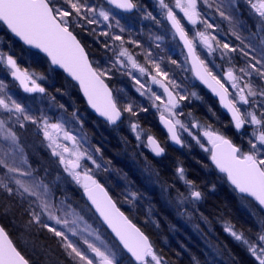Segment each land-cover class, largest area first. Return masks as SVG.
I'll return each instance as SVG.
<instances>
[{"label": "snow or ice", "instance_id": "1", "mask_svg": "<svg viewBox=\"0 0 264 264\" xmlns=\"http://www.w3.org/2000/svg\"><path fill=\"white\" fill-rule=\"evenodd\" d=\"M199 2L209 8L213 6L209 0H174L173 6H170L165 0H159L160 7L166 10L167 19L188 49L196 76L219 96L220 103L231 114V123L235 130L240 132L246 125L253 126L248 140L250 147L247 152L242 151L223 132L211 125H201L198 122H193L190 127L186 125L179 118L184 113L177 111L180 107L179 101L186 97L178 93L174 94L168 86L177 88L179 85L169 79L168 73L161 69L160 64L150 59V53L146 54L145 59L151 64V70L140 64L136 56L124 47L125 41L121 36L113 35L111 37L114 41H120L117 46L118 51L114 52L115 59L111 68L93 66L85 48L70 29L73 26L82 27L79 21L99 24L100 19L107 22L110 18H114L112 10L105 9L102 4L99 6L90 5L88 0H0V24L6 26V29L23 41L25 45L44 53L52 66L63 69L68 77L78 83L91 108L110 124H116L121 120L122 113L137 115L131 103L121 108L118 106L117 99L113 97L112 90L105 82L106 79H111L112 69H115L117 65L130 66L142 76H149L153 84H157L163 89L162 95L153 92L151 88H148L147 92L151 93L149 99L152 101V106L159 112L160 122L167 129L170 138L176 144L183 145L178 128L182 132H187L201 148L210 152L212 163L220 173L225 174L234 191L239 193L241 201L246 204H251L254 201L264 209V85H254L251 79L245 80L243 84L240 83L244 77H251L253 72L264 80V0H247L251 9L260 18L258 31L252 33V37L259 42V47L251 40L246 44L244 42L246 38H242L235 30L232 32V35L243 45L239 51L254 62H249L245 67L239 68L238 71L241 74L239 76L235 74L236 69L229 67L222 77L215 75L208 65L196 55L193 41L198 38L200 44L207 48L209 54L216 51L217 48L222 49V58L238 49L230 46L229 43L221 45L215 36L207 32V29H211L213 25L202 19L198 7ZM107 3L114 6L115 9L123 11H131L137 7L133 0H107ZM234 3L235 0H228V7H232ZM222 7L223 0L216 6V11L221 17L231 21L232 17L226 15ZM174 8L183 13V18H186L189 24L195 26L202 23L205 30L196 31L193 39H189L181 20L174 12ZM147 18H152L151 13ZM116 26L120 27L118 20ZM108 27L111 28L112 25L108 24ZM94 31L95 29H93ZM120 31L123 32L124 28L120 27ZM100 35L108 36L109 33L101 32ZM213 42H215V47ZM127 43L140 47L136 41L130 40ZM246 49H250L256 55H250ZM172 63L176 62L172 61ZM0 64H4L10 70L12 77L19 81L25 92L45 93V88L37 83L35 74L26 69L22 70L16 59L2 50H0ZM153 70L155 75L152 74ZM127 75L132 76V72L129 71ZM132 78L135 84L139 85L136 91L144 96L145 91L142 89H145V84L135 76ZM38 79L42 80L44 77L41 76ZM226 83L230 84V87L235 91L230 92L229 88L225 86ZM6 88L7 85L3 80H0V170H2L0 171V189L7 192L9 196L15 195L22 201L28 202V207L24 209V212L30 219L24 227L30 228L35 224L47 229L55 237H59L66 254L75 264H120L117 250L109 247L103 241L97 244L89 240L88 236L94 235V232L89 231L88 227L80 228L83 217L74 211H69L70 206H65L63 200L58 203L54 202L48 184L34 175L35 169L28 163L16 131L9 127V121H12L13 118H15L14 123L18 124L20 128L25 126L24 121H31L43 131L52 156L58 157L59 164L63 165L64 171L83 188L95 212L99 214L103 223L111 229L123 249L131 254L137 264H166L154 250L149 237L117 207L109 192L94 178L91 169L83 167L82 162L85 160L96 164L87 149L81 150L77 138L66 130L62 123H49L47 116L37 119L29 115L28 110L5 91ZM192 95L196 94L192 93ZM163 96H166L167 99H163ZM157 101L159 103H156ZM142 110L147 111L146 108ZM4 113L7 115H3ZM73 115L75 116V113ZM189 115L191 114L189 113ZM131 128L136 133L137 140H140L139 125L133 123ZM191 129L203 130L202 133L197 131L194 134ZM61 134L64 141L72 143L71 149L66 144L59 142ZM201 137L206 138L207 143L211 145L210 148H205ZM81 139L85 138L81 137ZM147 144L157 156L164 152V149L151 135L147 136ZM96 151L100 150L96 149ZM96 166L99 167V165ZM82 168L83 171H81ZM177 172L179 179L185 182L189 191L185 195L184 192L177 189L176 199L181 203L189 200L193 202L201 200L203 193L196 190L193 181L185 178L184 169L178 168ZM134 196L135 194H133ZM10 207H5L4 211H9ZM257 225L259 231L256 233L255 243L250 242L243 232L236 231L231 224L226 225L224 230L235 240L247 245L248 251L258 264H264V218L258 219ZM85 232H87V236L83 235ZM69 233L71 236L79 235L82 243L86 245V250H82L76 242L71 240ZM95 239L99 241L100 237L96 235ZM89 252L92 253L91 256L88 255ZM0 264H30L2 225H0Z\"/></svg>", "mask_w": 264, "mask_h": 264}, {"label": "rangeland", "instance_id": "2", "mask_svg": "<svg viewBox=\"0 0 264 264\" xmlns=\"http://www.w3.org/2000/svg\"><path fill=\"white\" fill-rule=\"evenodd\" d=\"M100 1L101 2L97 0H88V3L90 5L97 6L102 4L105 9H111L114 18H110L107 22L100 19L99 24H88L86 21H79L82 27H80L81 29H76L79 34H82L83 38H85L87 43L93 49L97 65L100 68H111L112 62L115 59L114 52L118 51L117 46L120 44V41H114L111 37L113 35H119L122 38L124 37V32L120 31V27L125 28L128 25H135V27L138 28L139 26H137V24H150L151 22H148L149 20L146 19H141L140 14L136 11L132 16L118 14L114 8L108 6L104 0ZM150 2L158 13H162L161 15H163V19H165L166 10L162 9L158 2L154 0H150ZM165 2L170 6H173L174 4V0H165ZM209 2L213 4L211 8L207 7L202 2L198 3L202 19L213 25L211 29H207V32L215 36L216 39L220 41L221 45L223 43H229L230 46L235 47L238 50L236 52L228 53L227 56L222 58V49L217 48L216 51L209 54L207 48L200 44L198 38L193 41L195 50H197L201 60H203L218 77H222L229 67L236 69L237 71L235 74L239 76L241 74L238 69L245 67L246 64L254 61H250V57L243 56V54L239 51L243 45H241L240 41L232 35V32L234 30L237 31L242 38H246L245 41H247V43L251 40V42L259 47V42L252 37V33L254 31L250 26H248V24L253 26L255 30L254 33H256L258 31L260 18L251 9L247 0H235L232 7H228V0H223L222 10L226 15L232 17L231 21L221 17L216 11V6L221 4V0H209ZM159 10H161V12ZM174 12H176L177 18L181 20V24L184 26L185 31L189 34L190 39H193L196 31L205 30L204 24L198 23L195 26L189 25L177 9L174 8ZM117 20L119 21L120 27L116 26ZM155 23L154 30H157L155 41L157 40L160 42L156 48L160 53V57L156 59L151 55L150 59L160 64L161 68H163L162 70L165 69L164 71L168 72L169 79L174 80L175 83L179 85L177 88H173L171 85L170 86L176 94L178 93L179 95L186 97V99L180 100V107L177 110L178 112H184L182 109L183 106H191V102L200 100V91H203L206 94L209 93L194 81L186 55L184 51H182L180 43L176 40L173 31L169 28L167 23L166 25L164 24V27L158 18H155ZM108 24H111L112 27L109 28ZM161 28L163 29L161 30ZM93 29H95L94 32ZM101 32H108L109 35H100ZM151 39L152 38L149 37L146 44H151L153 46V43H157V41L153 42ZM213 44L215 47V42H213ZM235 44H238V46H235ZM105 45H108V47H105ZM127 45L129 46V44L125 42L124 47L128 48ZM163 46L166 47V50L170 54L168 60L165 61L166 63L162 62L164 61L162 58ZM0 50L12 55L16 59L19 67V58L29 61L31 54V51L29 50L27 51V55L17 51L18 48L14 46V43L9 39L6 40L1 35ZM246 51H249L250 55H256V53H252L250 49H246ZM146 54H144V56H146ZM133 55L136 56V59L140 64L151 70L152 66L144 56L140 55L137 51L135 54L133 53ZM257 58L259 59V56H257ZM172 61H175L176 63H172ZM257 67L260 66L257 65ZM2 70H4V73H0V80H3L7 85L5 91L18 103H21L28 110L29 115L37 119L41 116H47L49 123H62L65 129L77 138L80 143L81 150L87 149L96 161V164H92L91 161L85 160L82 162L83 167L91 169L94 178L103 182L108 191L114 196L116 203H118V205L125 210L131 220L132 218L139 219L141 223L151 224L149 222H151L152 218L148 217V212L145 214L143 213L145 206H148V211H150L151 207L158 208L160 211L161 206L164 207L165 204H174L177 189L184 192L185 195L188 194L189 188L183 180L179 179L177 172L178 168H183L185 178L187 179L186 169L184 167L177 166L174 176H172L171 169L167 168L166 165L167 162L169 163L171 161V159L165 158L167 154L159 163H155L156 160L150 158L153 156L152 154L150 157L149 155H146V152L149 151L146 147V143L144 142L147 136L145 134V129L142 127V123L139 122L136 116H132L130 113L125 112V117L128 120L127 122L124 121L114 129L108 128L102 120L94 117L92 112L87 107V109L85 108V111L80 107V104L76 101L73 94L74 92L79 93L78 87L71 83L68 84V82H66L67 78L62 79V81H64L62 82L59 79V76H57L56 70L52 67L49 66L46 69L48 72L47 74H39L36 71H32L30 69L28 70L30 73L35 74L37 83L45 88V93L25 92L19 81L12 77L10 70L4 64H0V72H2ZM129 71L132 72V76H135L141 81V83L145 84V89H142V91H145L144 96H141L140 93L136 91L139 85L135 84L132 76L127 75ZM152 74L155 75V72L152 71ZM175 75L181 77L179 84L174 78ZM41 76H43L44 79H38ZM110 76L111 79L106 80L113 88V93L118 101L119 107L123 108L128 103L132 104L133 99L129 96L131 93L137 98L135 103L138 102L143 109H147V112L150 111L153 113L158 120L160 114L156 108L152 106V101L149 99L151 93L147 92V89L151 88L153 92H156L158 95H162L163 91L160 86H154L149 82V76H142L138 71L131 69L130 66L121 67L120 65H117L115 69H112ZM248 79H251L254 85H264V80H262L255 72L252 73L251 77H244L240 83L243 84L244 81ZM165 82L167 83V81ZM222 82L224 81L222 80ZM225 86L229 88L230 92L235 91L230 87V84L226 83ZM192 93H195L196 95H192ZM163 99L166 100L167 97L163 96ZM156 103H159V101ZM60 105H63V107H60ZM244 107L246 108L247 106ZM134 109L136 108H133V110ZM243 110L244 109L242 108V111ZM73 113H75V116ZM151 113H145V116ZM3 115L7 114L4 113ZM179 118L189 127L193 122L205 125L197 119H187L184 115ZM14 120L15 118H13L12 121H9V127H12L13 130L16 131L19 137L20 145L23 147L24 153L27 156L28 163L33 169H35L34 175L43 179L50 187L54 202L58 203L60 200H63L65 202V206H70L68 208L69 211H74L79 216L83 217V220L80 222V228L83 229L88 227L89 231L94 232V235L88 236L89 240L97 244H99L100 241H103L109 247H113L114 250H117L120 264H134L129 256H127L121 247L116 243L114 238L107 232L105 227L100 223L91 207L86 203L82 194L83 188L64 171L63 165L59 164L58 157L52 156L51 149L48 147V141L43 136V131L37 125L32 124L31 121H24L25 126L20 128L18 124L14 123ZM149 121L150 120H148V122ZM133 123L139 125V131L141 132L140 140H137L136 133L131 128V124ZM143 123L145 124L146 122ZM246 126H248V130H246L245 134L242 135V139L245 140L250 136L253 127L250 125ZM202 130L203 129H191L194 134L197 131L202 133ZM88 132L94 139L99 140L97 145L99 146L100 151H95L94 146L90 145L89 140H87L86 137L88 136ZM149 134L150 133L147 132V135ZM179 134L181 135L183 143L185 139L191 141V144L194 145L201 153V159H205L203 158L205 155L203 151L209 153L208 156H210V152L201 148L187 132L179 130ZM143 136H145V139ZM81 137H84L85 139H81ZM59 142L66 144L70 149L72 147V143L70 141L63 140L62 134ZM201 142L205 145V148L211 147V145L207 143L206 138L201 137ZM244 143H246V141H244ZM249 147L250 146L248 145V148ZM185 153L188 154L189 149L186 150ZM108 162H111V165H107ZM96 165H99V167L97 168ZM81 171H83V168ZM204 174H209L206 168ZM170 176L171 179H175L174 181L176 183L181 184L179 186L180 188H175L173 195L167 190L168 187H162ZM214 180L216 181L218 178ZM219 183H222V179H220ZM11 186L15 187L14 185ZM144 187L146 192L142 191ZM133 194H135L134 197ZM202 200L203 199L195 202L191 200L185 201L188 203V206L185 202H183L185 204L183 205L184 209H182V214L183 212L185 213L182 216L179 213L175 215V219L180 221L185 229V231L184 229L181 230V232H184L183 235H186V233L189 232L196 239L200 238V231L197 230L198 228L191 226L192 224L188 221V218L190 219V215H187L186 211L188 210L194 213L196 209H198V205L202 202ZM139 202H141L142 205L139 204ZM8 206H11L10 210L7 212L4 211L5 207ZM27 207L28 202L26 200L22 201L20 197L15 195L9 196L7 192L0 189V222L9 232V235L18 250L21 251L31 264H75V262L66 254L59 237H55L52 233L48 232L47 229L41 228L35 224H33L30 228L24 227L30 219L28 214L24 212V209ZM243 207H246V214L248 217L252 218L255 225L258 226L257 221L258 219L264 217V211L257 207L254 202L251 204L243 203ZM176 210L178 209H175L174 207L170 209V211L174 213ZM260 213L263 217H261ZM151 215L153 216V214ZM226 225L228 224L222 225L223 229H225ZM68 235L69 238L76 242L82 250H86V245L82 243L79 235L71 236L70 233ZM83 235L87 236L88 234L85 232ZM96 235L100 237L99 241L95 239ZM232 239L235 240L233 237ZM249 241L252 242L251 240ZM235 242L239 245L241 244L244 250H246L248 256L255 260V258L248 251L247 245H244L241 241L235 240ZM203 248L204 249H202V251H199V255L204 258V263H224L222 257H219L217 261L214 256H209L210 252L207 250V245ZM157 254L162 257L163 261H165V257L162 254H159L158 252ZM88 255L91 256L92 253L89 252ZM256 263L258 264L257 261ZM166 264L168 263L166 262Z\"/></svg>", "mask_w": 264, "mask_h": 264}, {"label": "trees", "instance_id": "3", "mask_svg": "<svg viewBox=\"0 0 264 264\" xmlns=\"http://www.w3.org/2000/svg\"><path fill=\"white\" fill-rule=\"evenodd\" d=\"M97 1L101 2L100 0ZM144 16L146 17L147 14L144 13ZM151 16L153 17L154 21L155 18H158L163 26L164 24L166 25L163 15L158 13L156 9H154V12L151 14ZM248 26H250L255 32L253 26L250 24H248ZM76 28L81 29L77 26H73L71 29L82 40L83 44L88 49V53L91 56L93 65L97 67L98 65L93 49L87 43L85 38H83L82 34H79ZM162 29L163 28H161V30ZM123 32V39L126 43L131 40L136 41L140 45V47H137L136 44L128 43L129 46H127L131 53L135 54L137 51L142 56H144L146 53H150L156 59L160 57V53L156 48L158 47V44H160L159 41L156 40L157 43H153V46L151 44H146L149 40V37L152 38L151 40L153 42L155 41L157 30H154L153 28L140 30L139 28L135 27V25H128L124 28ZM0 35L6 40L9 39L11 42H13L14 46L18 48L17 51L27 55L28 50L23 47L19 41H15L13 37H11L7 32V30H5V28L1 25ZM244 42L247 44V41L244 40ZM235 46H238V44H235ZM162 51V58L164 60L162 62H165L168 60L170 54L166 50L165 46H163ZM18 62L22 69H30L32 71H36L39 74L48 73L46 70L49 67L47 59L35 52L31 51L29 61L19 58ZM0 73H4V70H2ZM56 74L59 76L61 81L62 79L66 78L62 72L56 71ZM174 78L179 84L181 77L175 75ZM66 80V82L70 84V81L68 79ZM200 92V100L191 102V106H183L182 109L184 111V116L187 119H197L205 125H211L212 127L220 130L229 139H231L234 144H237L242 151L246 152L249 149L248 140L250 136L245 140L242 139V135L245 134L246 130H248V126H245L244 130L237 132L233 127L229 116L226 115L225 112H222L219 103L209 94H206L203 91ZM73 94L76 98V101L80 104V107L85 111L87 108L83 98H81L78 92H74ZM129 96H131L133 99L132 105L133 108H136L134 109V111L137 113L136 117L140 122H142V127L145 129V134L147 135V132H149L153 136L157 137L162 145L166 147L167 155L165 158L171 159L172 161V163L171 161L169 163L167 162L166 165L167 168L171 169L172 176H174L177 166L184 167L186 169L187 180L193 181L195 188L203 193V200L198 205V209H196L194 213L192 211H186L187 215H190V219L188 218V221L190 224H192L191 226L198 228L197 230L200 231V238L196 239L189 232L186 233V235H183L184 232H181V230L184 229L183 225L180 221L175 219V215L177 213H179L181 216L183 215L182 209H184L183 205L186 202L181 203L176 199V197L174 198L175 201L173 205L166 202L168 205L165 204L164 207H160L161 213L158 208L151 207L150 211H148V206L144 207L143 213L145 214L148 212V217L152 218L151 222H149L151 224H144L141 223L139 219L133 218L132 221L149 236L152 244L154 245V249L165 257V261L168 264H206L207 262L204 263V258L199 255V251H202L205 245L208 246L207 250L210 252L209 256H214L217 261L219 257L223 258L224 263L222 264H257L255 260L248 256L242 245L236 243L235 240H233L232 237L227 234V232H225L222 227L223 224L233 225L237 231L243 232L246 238L251 240L253 243L256 242V233L259 231L254 220H252V218L248 217L246 214V207H243V202L240 199V195L237 194V192L234 191V189L229 185L227 179L217 173V171L212 166L210 156H208L209 153L203 151L205 154L203 158L205 159H201V153L197 150V148H195L194 145L191 144V141L188 139H185L182 149H178L170 145L168 136H166L161 126L158 125L156 116L153 113L145 116L147 111H143V108L138 104V102L135 103V101H137L136 96L132 95L131 93ZM189 113L191 115H189ZM148 120L150 121L148 122ZM127 121L128 120L125 119V122ZM143 122L146 123L144 124ZM86 137L87 140H89L90 145L94 146L95 151L96 149H100L97 145L99 140L94 139L89 132L88 136ZM144 137L145 136H143V138ZM244 141H246V143H244ZM188 149L189 153L187 154L185 151ZM146 155H149V153L146 152ZM153 159L156 160L155 163H159L161 161L155 158ZM107 165H111V162H108ZM205 168L209 174H204ZM216 178H218V180L215 181L214 179ZM169 179L166 180L167 182L162 187H168L167 190L173 195L175 188L179 187L181 184L176 183L174 181L175 179L173 178L172 181L171 176ZM220 179H222V183H219ZM142 191L146 192L145 187L142 189ZM139 204L142 205L141 202H139ZM186 204L188 206V203ZM173 207L178 209L175 213L170 211V209ZM151 214H153V216ZM261 217L263 216L261 215Z\"/></svg>", "mask_w": 264, "mask_h": 264}, {"label": "water", "instance_id": "4", "mask_svg": "<svg viewBox=\"0 0 264 264\" xmlns=\"http://www.w3.org/2000/svg\"><path fill=\"white\" fill-rule=\"evenodd\" d=\"M107 1V0H106ZM112 6V5H111ZM114 7V6H113ZM119 11H123V10H120V9H118ZM133 9L131 10V11H125V12H127V13H133ZM166 19H167V16H166ZM167 21H168V25H169V27H170V29L171 30H173V32L175 33V35H176V38L180 41V43H181V45H182V48H183V50L185 51V54H186V57H187V61L189 62V64H190V68H191V71H192V73H193V77H194V79H195V81L196 82H198L199 84H200V86H203L206 90H207V92H209L210 93V95L211 96H213L215 99H216V101L217 102H219V105H220V107H221V109H222V111L223 112H225L229 117H230V119H231V114L230 113H228L227 112V110L223 107V105L220 103V98H219V96H217L214 92H212V90H211V88H209L206 84H204L197 76H196V72H195V69L193 68V65H192V60H191V58L189 57V55H188V49L185 47V45H184V42H183V40H181L180 39V37H179V34L176 32V30L173 28V26H172V24H171V22L167 19ZM5 27V29H6V26H4ZM8 32H9V34L17 41H19V42H21L22 43V45L24 46V47H26L27 49H29V50H32V51H34V52H37L38 54L40 53L42 56H44V57H46V55L44 54V53H42V52H40L38 49H35V48H32L31 46H28V45H25L24 43H23V41H21L18 37H15L9 30H7ZM74 33V32H73ZM74 35H76V34H74ZM77 36V35H76ZM189 38V37H188ZM77 39L79 40V38L77 37ZM80 41V40H79ZM81 45L85 48V51H86V53L88 54V52H87V50H86V47L82 44V42H81ZM195 52H196V55L198 56V54H197V51L195 50ZM88 58H89V60L91 61V58H90V55H88ZM200 58V57H199ZM46 59L48 60V62H49V64H50V60L46 57ZM94 66V65H93ZM50 67H53L55 70H58V71H62L63 72V74L65 75V77H67L72 83H74L77 87H78V89H79V92H80V95H81V97L83 98V99H85V102H86V105H87V107L90 109V111L92 112V114L95 116V117H97V118H99L100 120H102L104 123H107L108 124V126L110 127V128H112V127H115V126H117L119 123H121L123 120H124V113H122V116H121V120H119V121H117V123L116 124H110L104 117H101L93 108H91V106L87 103V99L84 97V95H83V92H82V90L79 88V85H78V83L76 82V81H73L70 77H68L67 76V73H65L64 71H63V69H60V68H58L57 66H52L51 64H50ZM149 79H150V77H149ZM150 81H151V79H150ZM105 82L107 83V81L105 80ZM151 83H152V81H151ZM108 84V83H107ZM153 84V83H152ZM157 85V84H156ZM108 86H109V84H108ZM158 86V85H157ZM109 88L112 90V88H111V86H109ZM169 89L173 92V90L171 89V87L169 86ZM112 93H113V90H112ZM174 93V92H173ZM114 97V96H113ZM159 125L160 126H162V128H163V130L165 131V133H166V135L169 137V141H170V144L172 145V146H174V147H177V148H182V145L181 144H176L171 138H170V134L168 133V131H167V129L164 127V125L160 122V119H159ZM243 130V129H242ZM152 136V135H151ZM154 137V136H153ZM155 139H156V141L159 143V141H158V139L156 138V137H154ZM146 142H147V140H146ZM160 144V143H159ZM236 145V144H235ZM147 146H148V148H150L151 149V147L147 144ZM161 147H162V145H160ZM237 146V145H236ZM163 149H164V152L161 154V155H159V156H157L152 150V153H153V155L156 157V158H159V159H161V157H164L165 156V154H166V150H165V148L164 147H162ZM213 164V163H212ZM213 166L215 167V165L213 164ZM216 168V167H215ZM216 170L219 172V170L216 168ZM220 173V172H219ZM221 175H224L225 176V174H223V173H220ZM100 182V181H99ZM103 186H104V184L102 183V182H100ZM231 185V184H230ZM105 187V186H104ZM231 187H233L232 185H231ZM105 189H106V187H105ZM107 190V189H106ZM82 194L84 195V197H85V200H86V202H87V204H89L90 206H91V208H92V210L94 211V213L97 215V217L99 218V220L101 221V223H102V225H104V227L106 228V230L109 232V234L111 235V236H113V238L116 240V242H117V244L118 245H120V247L122 248V250H124V252L126 253V255L127 256H129L130 258H131V260L133 261V263H135V264H137V262L134 260V258L131 256V254L130 253H128L127 252V250L126 249H123V246L119 243V240H118V238H116L115 237V234L114 233H112L111 232V229H109L108 227H107V225L106 224H104L103 223V221H102V219L99 217V214L98 213H96L95 212V209H94V207L91 205V202L87 199V196H86V194L84 193V190L82 191ZM109 195L111 196V194L109 193ZM254 202V201H253ZM259 208H261L256 202H254ZM116 205H117V203H116ZM117 207L119 208V206L117 205ZM262 209V208H261ZM122 212H124L122 209H120ZM263 211H264V209H262ZM125 215H126V213H125ZM127 216V215H126ZM133 222V221H132ZM134 223V222H133ZM134 224H136V223H134ZM0 225H2L1 224V222H0ZM136 226L137 227H139L137 224H136ZM140 228V227H139ZM145 235H147L146 233H145ZM10 236V235H9ZM148 236V235H147ZM11 238V237H10ZM149 240H150V238H149ZM14 242V241H13ZM150 242H151V240H150ZM20 251V250H19ZM21 252V251H20ZM22 254V253H21ZM23 255V254H22ZM30 262V261H29ZM31 264V263H30Z\"/></svg>", "mask_w": 264, "mask_h": 264}, {"label": "flooded vegetation", "instance_id": "5", "mask_svg": "<svg viewBox=\"0 0 264 264\" xmlns=\"http://www.w3.org/2000/svg\"><path fill=\"white\" fill-rule=\"evenodd\" d=\"M154 1H156V2H158L159 3V1L158 0H154ZM133 2L137 5V7L136 8H134L133 10V13L136 11V12H138L139 14H140V17H141V19H143L144 20V18H146V20H149L148 22H151L150 24H142V25H138L137 24V26H139L138 28L140 29V30H145V29H148V28H153V29H155V21L153 20V17L152 18H147L148 17V14L149 13H153L154 12V6L152 5V4H150L151 2H150V0H133ZM138 3V4H137ZM149 3V4H148ZM118 14H121V15H123V14H125V15H127V16H132L133 15V13H131V14H128V13H126V12H121V11H118V10H116V9H114ZM178 11H179V9H177ZM160 12H161V10H159ZM180 12V11H179ZM144 13L145 14H147V16L145 17L144 16ZM180 14H182L183 15V13H181L180 12ZM144 16V17H143ZM185 20H186V22H188L187 21V19L186 18H184ZM189 24V23H188ZM189 25H191V24H189ZM147 113H151L150 111L149 112H147ZM140 122V121H139ZM140 123H142V122H140ZM114 129V128H113ZM157 138V137H156ZM158 139V138H157ZM159 140V139H158ZM146 147H147V145H146ZM148 148V147H147ZM148 153H149V155L151 156V154H152V152H151V150L148 148ZM153 155V154H152ZM152 158H155L154 156H152ZM155 159H157V158H155Z\"/></svg>", "mask_w": 264, "mask_h": 264}]
</instances>
